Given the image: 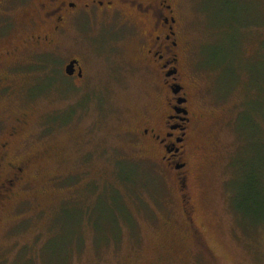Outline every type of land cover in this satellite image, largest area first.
I'll list each match as a JSON object with an SVG mask.
<instances>
[{
    "label": "rangeland",
    "instance_id": "374dc122",
    "mask_svg": "<svg viewBox=\"0 0 264 264\" xmlns=\"http://www.w3.org/2000/svg\"><path fill=\"white\" fill-rule=\"evenodd\" d=\"M179 2L196 114L181 191L139 135L161 95L132 32L21 47L0 84V173L24 167L0 201V264H264V0Z\"/></svg>",
    "mask_w": 264,
    "mask_h": 264
},
{
    "label": "flooded vegetation",
    "instance_id": "af4514ba",
    "mask_svg": "<svg viewBox=\"0 0 264 264\" xmlns=\"http://www.w3.org/2000/svg\"><path fill=\"white\" fill-rule=\"evenodd\" d=\"M180 10L179 0H0V68L5 71L0 72V84L8 82L13 62H7L21 47L26 46L27 52L30 46H55L66 37L86 34L88 25L99 22L111 26L117 21L118 27L135 36L140 60L146 70L156 74L153 83L150 81L152 89L161 95L159 108L145 113L139 135L174 173L181 191L188 174L187 156L193 149L190 131L196 114L190 109L185 79L179 71L181 57L189 55ZM74 59L78 63L73 73H64L81 79L84 69L79 56H70L63 70ZM16 133V127H12L8 136L12 138ZM8 147V141L0 144V170ZM6 163L9 177L2 178L0 173V201L7 200L23 178L24 167ZM179 197L187 221L192 224L190 197Z\"/></svg>",
    "mask_w": 264,
    "mask_h": 264
},
{
    "label": "water",
    "instance_id": "95a60500",
    "mask_svg": "<svg viewBox=\"0 0 264 264\" xmlns=\"http://www.w3.org/2000/svg\"><path fill=\"white\" fill-rule=\"evenodd\" d=\"M77 63H78V61L76 59L71 60L65 67V70H64L65 73L67 75H71L74 71V64H77Z\"/></svg>",
    "mask_w": 264,
    "mask_h": 264
},
{
    "label": "trees",
    "instance_id": "16d2710c",
    "mask_svg": "<svg viewBox=\"0 0 264 264\" xmlns=\"http://www.w3.org/2000/svg\"><path fill=\"white\" fill-rule=\"evenodd\" d=\"M49 76H46V78H48ZM51 77H54L55 78V76H53V75H51ZM133 190V189H132Z\"/></svg>",
    "mask_w": 264,
    "mask_h": 264
}]
</instances>
